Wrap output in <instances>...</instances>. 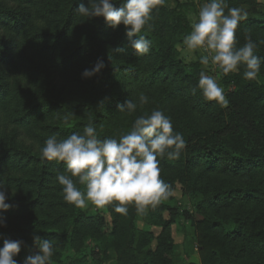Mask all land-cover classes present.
I'll list each match as a JSON object with an SVG mask.
<instances>
[{
    "label": "trees",
    "instance_id": "16d2710c",
    "mask_svg": "<svg viewBox=\"0 0 264 264\" xmlns=\"http://www.w3.org/2000/svg\"><path fill=\"white\" fill-rule=\"evenodd\" d=\"M167 1L154 10L152 27L142 30L152 46L149 53L138 56L123 24L112 29L103 17L89 20L76 12L88 0H0V185L11 205L0 212L6 221V227L0 226V247L4 239L23 240L14 257L17 264L37 251L34 234L41 242L52 241L51 264H102L109 259L105 252L94 248L95 257L88 259L84 251L90 225L98 240L111 237L107 248L114 250L115 258L110 264H178L175 249L188 234L175 207L162 202L150 210L143 216L147 230L137 228L139 215L132 206L127 216L111 205L105 212L89 213L63 200L62 186L55 180L57 172L64 171L63 163L43 161L40 156L49 135L63 139L82 132L89 123L100 139H119L129 132L147 110L137 108L113 131L118 105L129 96L115 90L118 84L138 89L161 83L165 100L186 96L197 86L201 64L183 61L179 50L191 31L189 3L173 0L175 5L168 7ZM227 3L248 13L236 30L237 47L250 36L257 42L255 54L264 57V41L252 32L264 29V3ZM98 60L104 62V69L82 78L83 71ZM240 70L221 74L225 87L235 88L227 95L225 112L196 91L198 101L219 106L221 125L204 130L192 121H180L173 130L182 134L186 147L179 159H160L163 166L180 170L179 175L160 174V178L172 188L181 182L193 200L198 218L192 237L200 264H264V63L256 80H245L244 67ZM159 109L156 104L151 112ZM196 168L259 178L216 188L198 183ZM77 186L83 190V185ZM232 200L243 204L228 215L223 210ZM174 227L182 235L180 242L174 239Z\"/></svg>",
    "mask_w": 264,
    "mask_h": 264
},
{
    "label": "clouds",
    "instance_id": "9594fccd",
    "mask_svg": "<svg viewBox=\"0 0 264 264\" xmlns=\"http://www.w3.org/2000/svg\"><path fill=\"white\" fill-rule=\"evenodd\" d=\"M118 3L120 7H116ZM164 3L165 0H88L87 5L80 3L76 12L89 20L103 17L112 29L123 24L130 47L136 55L143 56L149 53L152 41L141 32L146 26L152 27V14ZM247 16L246 10L229 7L227 0H206L199 8L191 31L183 37L184 49L188 52L198 50L201 53L199 63L204 66L197 86L192 89L194 95L199 89L205 101H215L221 107L229 103L217 78L206 74V69H219L220 74L228 75L243 66L245 80L258 78L264 57L255 54L257 42L248 36L246 43L237 47L236 30ZM104 67V62L98 60L93 68L83 71L82 78H92ZM147 103L148 97L141 94L139 107ZM137 107L134 100L126 99L118 105V110L131 115ZM185 147L182 134L173 130L171 118L161 110H153L138 116L131 130L119 139L98 138L91 123L85 125L82 132H74L63 139H58L57 134L49 135L40 148V156L43 161L63 163L64 171L57 172L55 180L62 186L66 203L80 209L89 204L96 209L111 205L123 216L128 215L129 206H132L137 215L145 216L174 194L172 186L160 178V159H179ZM78 184L83 185V190ZM8 199L5 188L0 185V212L11 207L6 202ZM0 226L6 227L3 218H0ZM33 239L39 242L37 251L28 256L24 264H51L52 241L41 242L35 234ZM23 244V240L4 239L0 264H17L14 257Z\"/></svg>",
    "mask_w": 264,
    "mask_h": 264
},
{
    "label": "rangeland",
    "instance_id": "374dc122",
    "mask_svg": "<svg viewBox=\"0 0 264 264\" xmlns=\"http://www.w3.org/2000/svg\"><path fill=\"white\" fill-rule=\"evenodd\" d=\"M189 3V12L188 16L190 18L191 24L193 21L197 18V14L199 11V8L205 3V0H187ZM260 3H264V0H258ZM175 5V2L173 0L167 1L168 7H173ZM253 33L256 34V38L261 39L264 41V29H252ZM180 50V57L185 62L195 61L199 60V57L201 53L197 50L195 52H188L184 49L183 44L179 46ZM204 68L203 65H201V70ZM206 74L212 75L215 78H217L218 84L224 89L225 96L227 99V95L231 94L235 88L234 86L230 85L228 87H225V85L222 82V76L219 73V69H216L215 71L211 69H206ZM201 72V71H200ZM241 70L239 69V73ZM235 73H230L235 74ZM124 84H118L115 87V90L118 91L120 89V92L122 93H129L127 96L128 99L134 100L137 104V108L139 107V96L141 94H144L148 97V103L141 108L143 111L144 109L147 114L151 113V110L153 106H156L158 104L159 110L164 112V114L171 118L173 128H175L180 121H192L198 128L200 129H210L215 128L221 125V120L219 118V111L220 108L216 104H210L209 106L205 104L203 101H198L196 96L192 92H187L186 96H179L177 98H170L169 100H165L163 96L161 95L163 85L157 84L153 87H145L141 86L138 87V89H132L131 87H123ZM134 90L133 92H131ZM131 92V93H130ZM227 107V106H226ZM226 107H221L222 110L225 112ZM130 115L127 113H120L117 118L115 119L116 122L113 126L114 130L116 132L118 131L119 125L124 122V120H127ZM247 124V121L243 120ZM160 159V158H159ZM160 174L167 177V176H175L180 174V170L178 168H171L166 167L161 164L160 160ZM194 175H197L198 183H205L210 187H218L219 185H223L224 183L230 184V185H236L244 183L245 181L249 179H253L254 181L258 182L259 175L257 176H242V175H232L229 172H223V171H213L209 173L201 172L198 168L193 170ZM173 195L166 201H163L164 203L175 207L177 211L180 213V221L185 227V230L187 231L188 238L187 241L183 244H180L175 249V257L178 264H200L199 255L197 252V245L195 243V240L193 239L192 235L194 233L193 223L198 218V215L195 211V207L193 204V200L190 198L188 194L184 191V186L181 184V182L176 181L175 186L172 188ZM243 203L239 200H232L231 203L223 210L228 215H232L236 210L240 208V206ZM89 213H96L99 211L105 212L104 209H96L93 205L89 204L87 208H85ZM109 226V225H108ZM136 226L139 230H147L149 229L147 223L144 221L143 216H139L136 220ZM158 231V229L156 230ZM88 233L91 234V237L87 240L85 244V254L87 255L88 259L95 257L91 254L92 250L96 248L98 252H105L109 259L104 261L102 264H110V262L113 261L115 258L114 250L112 248H107L108 243L111 240L110 236H106V238H102L98 240L99 234L97 235V232L95 231V228H93L92 225L88 226ZM173 236L176 242H180L182 240V235L179 231L176 230V227L173 229ZM151 246L155 247V240H152ZM90 262V261H88ZM91 263V262H90Z\"/></svg>",
    "mask_w": 264,
    "mask_h": 264
}]
</instances>
